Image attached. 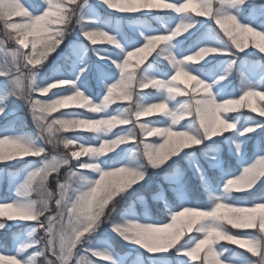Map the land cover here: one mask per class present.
Wrapping results in <instances>:
<instances>
[{
    "label": "snow or ice",
    "instance_id": "obj_1",
    "mask_svg": "<svg viewBox=\"0 0 264 264\" xmlns=\"http://www.w3.org/2000/svg\"><path fill=\"white\" fill-rule=\"evenodd\" d=\"M0 23L17 45L0 62V264H125L93 243L105 223L140 264H264V0H0ZM150 169L169 186L155 210Z\"/></svg>",
    "mask_w": 264,
    "mask_h": 264
},
{
    "label": "rangeland",
    "instance_id": "obj_2",
    "mask_svg": "<svg viewBox=\"0 0 264 264\" xmlns=\"http://www.w3.org/2000/svg\"><path fill=\"white\" fill-rule=\"evenodd\" d=\"M26 2L27 3H32L33 0H26ZM93 2H95V0H93ZM100 11L103 14H105V15H106V13H108L103 8H100ZM117 15H119V14H117ZM13 22H19L18 18H13ZM124 30L125 31H130V29L128 28L126 23L124 25ZM70 38H74V37H70ZM80 39L82 41H84L85 43H87V41L83 37H80ZM97 46L98 47H109L106 44H98ZM15 47H17V45L15 44V42L12 39H10L7 36V34H6L5 30H4L3 24L0 23V62L3 61L4 52L5 51H9L10 52V50L14 49ZM140 55H143V54H140ZM9 59H10V56H9ZM133 59H134V61L138 60L139 59V55L137 57L133 58ZM58 60H59V57L55 53L51 54L50 57H49V60L46 62L47 68L42 69V72H48L49 69H51L54 65L57 64ZM141 66H143V65H141ZM0 79H2V78H0ZM181 79H186V78L185 77H181ZM234 84L236 85L237 88L239 87V77L238 76L235 78ZM59 87H62V86H59ZM63 87H66V86H63ZM52 91H56V89H53ZM145 91L147 92L149 90H145ZM47 95L50 96L51 92L48 93ZM41 98H45V97H41ZM113 107H115V105ZM60 111H64V110L61 109ZM244 111H245L246 115L252 116L253 118H260L257 113H251L248 110H244ZM18 115L20 116V118L23 121L22 124H28L29 125L28 129L25 128V127H24V129L19 128V130L21 132L35 133V132L38 131L36 125L33 122V118H32V116L30 114V111H29V109L26 106H22L20 108ZM58 115H59V111L57 113H53L52 117H56ZM88 115H92V114L88 113ZM52 117H50V119ZM154 118L155 117H145V118H142V120H149V119H154ZM120 127H126V126H119L118 128L114 129V132H118L120 130ZM77 134L83 135L85 138H89V139L91 138V135L89 133H76V132H67V133H65V135H67L69 137L77 135ZM148 139L150 141H152L155 138L153 137V138H148ZM47 147H48L49 155L63 154L65 152V150L64 151L61 150V148H63L62 145L61 146H57V147H53L52 145H48ZM123 147H126V146L125 145H121L120 146V148H123ZM120 148H117L114 151L115 152H119ZM109 155H112V153H109ZM25 159L27 161H32V160H35L37 158L28 157V158H25ZM12 163H13L14 167L17 168V169H20L22 167L21 164H15V162H12ZM181 164H182V166L187 167L184 164V162H181ZM0 167H3V165H0ZM62 170H61V176H60L61 180L64 179V175H65L67 169H62ZM189 176H190L192 185L195 186V184H196L195 178L191 177V173H189ZM162 177H163V173L153 174L152 170L150 169V176H149V179L147 181V185H145L146 184L145 183L142 187H140L139 185L137 186L138 190L143 193V195L145 197V201L147 202V206H148V208L150 210H155V209H157L159 207V205L157 204L156 200L153 199V195L152 196L150 195V192H149L150 191V184L154 183L156 185V183H160V184L163 185V187L165 189H168V187H169L168 184L163 181ZM48 186H49V188L52 191H54V192L58 191L55 176H54V179H52V177L49 178ZM12 195H14V190L10 191L9 185L7 183H0V198H2L4 196H12ZM240 198H246V197H240ZM129 199H131V198H129ZM145 201H142V200H139V199L136 200L135 207H136L138 212H143L144 207H145ZM123 203H126V202H122V204ZM52 211L53 212L56 211L54 202L52 204ZM10 223H15V222H10ZM26 223H29V222H26ZM229 227L231 228V226H229ZM108 228H109V225L107 223L102 225L100 231L93 237V243H95L101 237L110 239L111 243L115 246L117 251H119L120 253L124 254L122 256V259L125 260V264H140V259L141 258L136 253H137V251H142V250L133 249L132 246H130L127 243H125L124 241H122L116 234L108 231ZM13 231H16V229H13ZM232 231L233 232H240L242 230L232 229ZM39 235L43 236V232L41 231ZM222 243L227 244V242H222ZM230 247H232L234 251H239L238 250L239 248L237 246H230ZM31 251L32 250H29V254H30ZM94 259L97 260V264H104V261L102 259L95 258V257H94ZM147 262H148V257H147V254L145 253L144 256H143V264H147ZM41 264H43V260H41Z\"/></svg>",
    "mask_w": 264,
    "mask_h": 264
},
{
    "label": "trees",
    "instance_id": "obj_3",
    "mask_svg": "<svg viewBox=\"0 0 264 264\" xmlns=\"http://www.w3.org/2000/svg\"><path fill=\"white\" fill-rule=\"evenodd\" d=\"M239 251H241L240 249H238Z\"/></svg>",
    "mask_w": 264,
    "mask_h": 264
}]
</instances>
